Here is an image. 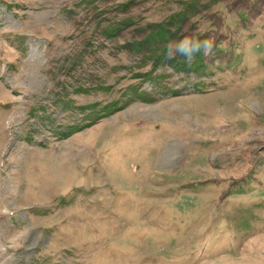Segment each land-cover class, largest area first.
I'll return each instance as SVG.
<instances>
[{
  "label": "rangeland",
  "instance_id": "374dc122",
  "mask_svg": "<svg viewBox=\"0 0 264 264\" xmlns=\"http://www.w3.org/2000/svg\"><path fill=\"white\" fill-rule=\"evenodd\" d=\"M175 1L0 0V264H264V20L192 9L235 42L198 73L122 47Z\"/></svg>",
  "mask_w": 264,
  "mask_h": 264
},
{
  "label": "trees",
  "instance_id": "16d2710c",
  "mask_svg": "<svg viewBox=\"0 0 264 264\" xmlns=\"http://www.w3.org/2000/svg\"><path fill=\"white\" fill-rule=\"evenodd\" d=\"M162 1V0H159ZM180 0H176V5H183V9L180 11L174 12L167 20L157 22V23H148L144 28H141L139 31L141 32L142 38L133 40L132 42L124 44L123 48H135L136 50L146 48L148 51L152 52L154 55V62L153 66L158 67L160 65H168L170 68H172L176 72H182V73H198L202 69H205L211 65L217 64L221 62L223 59H228L234 49H235V42L233 37L229 35L223 34V32H218V39L215 40V38L212 37H204V39H211L214 42V49L211 56H204L203 52L199 53L196 57L195 62L189 66L185 63L184 57L176 55L172 59H168L166 56L167 51V45L169 43H174L180 40L181 38L185 37L182 34V30L184 26L187 24L188 19L193 16L196 12L191 13L190 11L192 9H199L201 6H208L211 4V0L208 2H204L203 0H188L187 2H178ZM242 1V6H237L235 9L237 10V19H242L243 21H246V24L244 27L247 26V24H251L253 22L264 20V0H239L240 3ZM255 2H258L255 5ZM259 3H263V8L258 9L257 5ZM187 4V5H186ZM132 5V1H127L123 4H119L120 10L122 13H125L130 6ZM238 5V4H237ZM219 20V18L216 19V21ZM132 23L131 18H126V20H122L117 23L116 27L111 29V33H108V29L103 27L100 28L99 33L102 36L115 38L118 36L123 30H126ZM212 28H221V26H213ZM227 30H229V27H227ZM110 35V36H109ZM194 36V35H193ZM219 37H223V39H220ZM200 39V40H204ZM229 63V61H227ZM132 91L131 95L134 97H141L140 94L136 91V89L130 88ZM117 103H115L114 106H116ZM102 108L95 111V108L97 106H83L80 109L83 111H90L89 118L91 121L86 122L85 124L79 126L70 128L69 132L67 134H75L77 132L82 131L83 129L90 128L91 126L95 125L100 119L108 116L110 113L109 108ZM109 111V112H108ZM113 112V111H112ZM230 196V195H228ZM200 235V234H199ZM196 235H192L190 237V241L192 239L194 240ZM201 236V235H200ZM148 240H151L150 237H148ZM125 245H123L124 247ZM194 248V243L192 244V248H190L189 251H191ZM166 259H168V255H165Z\"/></svg>",
  "mask_w": 264,
  "mask_h": 264
},
{
  "label": "clouds",
  "instance_id": "9594fccd",
  "mask_svg": "<svg viewBox=\"0 0 264 264\" xmlns=\"http://www.w3.org/2000/svg\"><path fill=\"white\" fill-rule=\"evenodd\" d=\"M215 45L211 39L200 40L194 37L185 36L174 43L167 45L166 56L168 59L176 55L184 57L185 63L191 66L199 53L204 56H211Z\"/></svg>",
  "mask_w": 264,
  "mask_h": 264
}]
</instances>
